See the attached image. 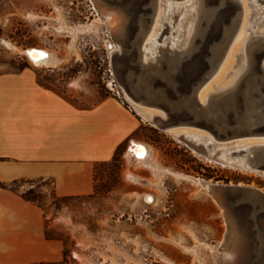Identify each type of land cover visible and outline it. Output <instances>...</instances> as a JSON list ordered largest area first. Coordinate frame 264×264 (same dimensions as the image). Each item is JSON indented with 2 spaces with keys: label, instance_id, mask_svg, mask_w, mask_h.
I'll return each mask as SVG.
<instances>
[{
  "label": "rangeland",
  "instance_id": "rangeland-1",
  "mask_svg": "<svg viewBox=\"0 0 264 264\" xmlns=\"http://www.w3.org/2000/svg\"><path fill=\"white\" fill-rule=\"evenodd\" d=\"M101 8L94 0H0V71L31 66L41 83L80 107L115 96L112 57L120 46ZM256 17L252 15L248 27ZM262 20L264 15L256 23ZM64 26L84 28L73 34ZM256 29L264 31V22ZM180 35L177 32L174 39ZM170 37L166 32L159 44ZM31 47L50 51L58 62L34 64L22 52ZM237 54L212 81L211 91L232 82L243 62ZM131 105L140 114L142 107ZM139 116L143 125L136 140L130 139L112 161L97 166L93 194L58 197L47 181L13 185L45 210L48 237L64 243L65 261L43 264H218L226 221L206 186L239 183L264 190V176L211 161ZM135 141L152 147V161L166 169L160 177L154 168L128 158ZM55 218L56 223L49 222Z\"/></svg>",
  "mask_w": 264,
  "mask_h": 264
},
{
  "label": "water",
  "instance_id": "water-1",
  "mask_svg": "<svg viewBox=\"0 0 264 264\" xmlns=\"http://www.w3.org/2000/svg\"><path fill=\"white\" fill-rule=\"evenodd\" d=\"M94 1L114 12L112 31L120 48L112 62L127 100L158 111L153 124L178 132L176 139L217 163L226 162L220 150L213 152L216 144L252 142L234 150L228 165L264 176V35H251L244 70L234 85L201 98L241 26L243 1L198 0L200 15L191 45L183 50L161 46L155 60L145 41L164 0ZM169 29L164 21L160 37ZM183 129L205 136L194 138ZM206 190L226 221L218 264H264V190L239 183L210 184Z\"/></svg>",
  "mask_w": 264,
  "mask_h": 264
},
{
  "label": "crops",
  "instance_id": "crops-1",
  "mask_svg": "<svg viewBox=\"0 0 264 264\" xmlns=\"http://www.w3.org/2000/svg\"><path fill=\"white\" fill-rule=\"evenodd\" d=\"M142 125L116 96L80 107L41 83L31 66L0 71V264L65 259L63 241L46 234L45 210L15 183L47 181L58 197L91 195L97 166L136 140Z\"/></svg>",
  "mask_w": 264,
  "mask_h": 264
},
{
  "label": "bare ground",
  "instance_id": "bare-ground-1",
  "mask_svg": "<svg viewBox=\"0 0 264 264\" xmlns=\"http://www.w3.org/2000/svg\"><path fill=\"white\" fill-rule=\"evenodd\" d=\"M242 1L244 4L245 13H244V18L242 20L241 26L237 32L235 39L233 40L232 44L230 45V48H229V50H228V52H227V54L223 60L218 72L213 77V79L206 85V90L201 94L202 99L207 98V93L218 92V91H221L225 88H229V87L234 85V83L236 82V80L238 79V77L240 76L242 71L244 70V67L246 64V58H245L244 51H245V47L247 45V42L251 38V35H253L254 32L261 33L262 35H264V31L260 32L258 29H256V27L258 25H260L262 22H264V20H262V22H260L259 24L256 23L257 20L260 18V16L264 15V9L260 8V5H261L260 1H262V0H242ZM198 3H199L198 0H164L163 5L161 6L159 13L156 17V21L154 23V26H153L152 30L150 31V33L147 36V39L145 41V47H148L147 50L150 51V58L152 60H155L156 56L160 55L159 47H161V46L162 47L167 46L168 48H171V49L183 50V49H187L191 45V43L194 39L195 33H196V24H197L199 15H200V12L198 9ZM103 6H106V5H103ZM98 9H100V8L98 7ZM101 12L110 21V23L113 26L115 23L114 12L111 9H109L108 7L103 8V9L101 8ZM253 14H255V16L257 15V17H256V19L253 20L252 24L248 27L249 21L251 20V17ZM188 17H189V19H191V18L192 19L190 20V23L188 24V26L185 28V24L188 21L187 20ZM164 21H167L170 24L169 34L171 35V37H170L169 41H165V42L163 41V43L159 44V41L161 39L160 34H161V30H162ZM176 23H177V25H176ZM180 25H181V28H180ZM112 26L110 25L111 29H113ZM64 27H66L73 34L76 33L78 30H81L84 28V27L80 28L79 26L74 27V28H72V26L71 27L64 26ZM252 29H255V31L252 32ZM247 31L249 32V35L242 42V40L245 36L244 33ZM177 32H180L181 35L178 36L177 38L175 37L176 38V40H175L174 35ZM183 35H184V37H183ZM180 38H182L183 40L180 41ZM178 43H182V46L181 47L179 46L180 48H177ZM7 45L9 47H11L9 44H7ZM22 52H24V54H26L28 56V58L36 65H47V66H49V65H55L58 62V59L55 57L54 54H52L50 51L43 49V48L31 47V48L26 49ZM235 54H237L236 56L238 58L241 57V62L243 59V62L241 64L238 72L236 73V76L234 77L232 82H230L224 88H222L218 91H211L210 88L212 85V81L216 80L217 77H219L221 75V73L224 71V69L231 63L232 58L235 56ZM129 101L131 103H134V105H136L138 107L140 106V107H142V109H145V110L141 109V110H139V112H140V114H142V116L145 119H147V121L151 122L152 116L154 114L159 113L158 111L144 105L141 102H136V101H133L131 99H129ZM167 131L172 133L174 135V137H176V135L178 134V132L174 133V130H172V129L167 130ZM181 132L192 135L194 138H198V139H201L203 136H205L201 132L194 131V130L188 131V130L183 129V130H181ZM211 140L212 139H208V141H211ZM250 143H252V142H250L248 140L247 141H238L235 143H227V144L218 143L214 147L213 152H215L216 150H220L219 157L223 158L224 162H226L222 165H228V164H231L234 160V154H232V152L234 150L240 149V147H244V146L246 147ZM223 145H226V146H223ZM218 146H222V147H220L218 149ZM236 154H235L236 157L240 156L239 154H237V155ZM152 155H153L152 147L145 142L135 141V142H132L129 146L128 158L131 159L133 157V158L137 159V161L139 163H141L143 165H147L148 167L154 168V170L156 171V176L160 177V173L166 169L158 167L155 164V162L152 161ZM206 158L211 160V161H215V160L210 159L208 157H206ZM228 166H230V165H228ZM173 174L178 176V177H180V176L185 177V175L180 174V173L173 172ZM130 178L134 181H138V178L132 174L130 175ZM208 185H210V184H208ZM147 198H148V195H147Z\"/></svg>",
  "mask_w": 264,
  "mask_h": 264
},
{
  "label": "built area",
  "instance_id": "built-area-1",
  "mask_svg": "<svg viewBox=\"0 0 264 264\" xmlns=\"http://www.w3.org/2000/svg\"><path fill=\"white\" fill-rule=\"evenodd\" d=\"M111 89L115 93V96L118 98L120 103L126 107L129 111L134 112L133 106L129 103L127 98L125 97L122 88L118 84L116 80H113Z\"/></svg>",
  "mask_w": 264,
  "mask_h": 264
},
{
  "label": "trees",
  "instance_id": "trees-1",
  "mask_svg": "<svg viewBox=\"0 0 264 264\" xmlns=\"http://www.w3.org/2000/svg\"><path fill=\"white\" fill-rule=\"evenodd\" d=\"M23 198H25L26 200H30V201H33L32 199L28 198L27 194H22ZM65 260H63L62 262H64ZM51 263H61V262H51ZM36 264H43L42 263H36Z\"/></svg>",
  "mask_w": 264,
  "mask_h": 264
}]
</instances>
